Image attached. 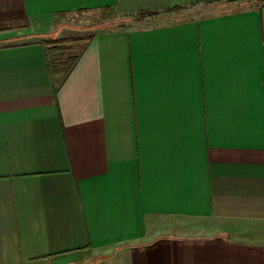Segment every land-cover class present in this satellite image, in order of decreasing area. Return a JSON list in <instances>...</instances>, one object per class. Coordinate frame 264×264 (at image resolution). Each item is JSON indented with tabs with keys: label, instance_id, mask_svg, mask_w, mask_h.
<instances>
[{
	"label": "crops",
	"instance_id": "1",
	"mask_svg": "<svg viewBox=\"0 0 264 264\" xmlns=\"http://www.w3.org/2000/svg\"><path fill=\"white\" fill-rule=\"evenodd\" d=\"M0 264H264V0H0Z\"/></svg>",
	"mask_w": 264,
	"mask_h": 264
},
{
	"label": "rangeland",
	"instance_id": "2",
	"mask_svg": "<svg viewBox=\"0 0 264 264\" xmlns=\"http://www.w3.org/2000/svg\"><path fill=\"white\" fill-rule=\"evenodd\" d=\"M66 20L67 23L73 24L75 26L83 27L85 25L93 24L99 29L111 28L115 26H128L134 23L133 20L119 15L112 8H107L98 11H89L86 13L81 12L77 15L73 14L68 16ZM76 46L72 45L71 48H66L65 62L57 64V71L60 73L59 75L64 74L67 69L71 66L72 59L74 58L75 53L77 52V50L75 49Z\"/></svg>",
	"mask_w": 264,
	"mask_h": 264
},
{
	"label": "trees",
	"instance_id": "3",
	"mask_svg": "<svg viewBox=\"0 0 264 264\" xmlns=\"http://www.w3.org/2000/svg\"><path fill=\"white\" fill-rule=\"evenodd\" d=\"M81 50V49H80ZM56 51H58V53L60 52V50H58V49H56ZM52 52V51H51ZM50 52V53H51ZM78 58V55H75L74 56V58L72 59V64H71V66L69 67V68H72L73 67V65H74V63H75V61H76V59ZM54 64H56V62L54 63ZM57 67V66H56ZM68 68V69H69ZM68 69H67V71H66V73L68 72Z\"/></svg>",
	"mask_w": 264,
	"mask_h": 264
}]
</instances>
